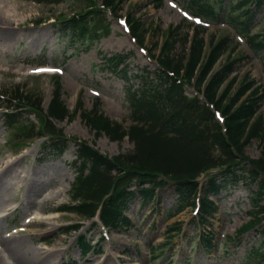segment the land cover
I'll list each match as a JSON object with an SVG mask.
<instances>
[{"label":"rangeland","instance_id":"374dc122","mask_svg":"<svg viewBox=\"0 0 264 264\" xmlns=\"http://www.w3.org/2000/svg\"><path fill=\"white\" fill-rule=\"evenodd\" d=\"M187 0H162L155 7L151 0L123 1L118 6V15L104 13L102 24L108 35L97 42L81 43L66 40L57 32V23L53 21L71 18L90 9L89 0H64L61 3L38 4L27 0H0L3 10L12 17L21 29L15 30L12 42L0 41V179L3 176L18 178L11 187V192L5 198L4 207H0V237L3 239L26 240L29 251L44 248L54 254H59L52 264H254L258 263L264 254V244L253 230L239 237V228L250 220V196L256 191L254 184L239 185L228 193H223L217 199L218 210L213 217L198 226L197 217L190 213L191 207L174 215L177 206L172 185L163 187L153 199L143 204L140 196L134 200L127 212L131 219L130 230H104L89 218H78L75 214L61 213L63 206H72L71 184L76 175L72 161L75 158V144L72 142L68 150L60 158L42 154L44 138H21L15 128H7L3 123L4 105L8 102L3 98L11 96L15 88L23 97L32 101L42 100L44 109L51 97L57 92L56 78L58 74L61 88L60 99L69 112L81 103L84 111H91L98 100L96 108L108 119L120 123L124 128L130 125V107L126 92L141 87L136 76H145V71L156 70V62L151 58L157 56L162 42L161 34L167 27L177 29L180 37L192 34L193 17L182 10ZM98 7L101 0H91ZM100 8V7H99ZM139 20L142 28L147 30L144 43L139 46L133 35L124 30L125 17ZM206 33L204 38L213 35L215 40L228 35L231 43L228 45V57L240 58L236 63L237 82L231 92H235L238 83L246 80L256 81V86L264 84V68L260 60L253 57L243 40L235 37L231 27L225 25H202ZM264 29V10L252 23L251 31L262 32ZM155 43L159 45L154 49ZM235 46V47H234ZM232 47L236 48L234 51ZM174 54L183 52L182 41L175 45ZM125 57L126 72L130 79L123 77V72L109 63L108 59ZM263 56V57H261ZM259 57V56H258ZM48 66L49 72H57L53 76L42 74L40 66ZM187 93L192 96L187 90ZM26 104V101H22ZM30 103L19 117L20 127L35 126V134L40 124L35 113L30 111ZM264 120V103L259 111ZM79 115V112H78ZM72 120L65 119L55 122L66 137L88 141L102 154L115 156L118 153L133 151V143L127 138L123 141H111L104 136L97 137L79 116ZM33 132V133H34ZM24 135V133H23ZM20 136V138H19ZM18 137V138H17ZM262 146L259 139H252L246 145L245 156L257 160L260 158ZM66 156H69L66 158ZM8 169V170H7ZM214 173V171L212 172ZM39 174V175H38ZM47 177L44 185L41 183L35 191H29L31 183L39 177ZM204 182V176L199 178ZM33 183V184H35ZM134 185L130 190H134ZM33 193V206L28 211L21 210L23 197ZM44 201V203H43ZM42 205V207H41ZM41 207V208H40ZM194 219H193V218ZM46 221L40 224L37 221ZM194 221V222H193ZM182 230H171L174 226ZM14 226L15 229L13 228ZM79 226L81 235L98 241V253H90L81 259L76 248V237L79 233L72 230ZM64 230L68 233H64ZM210 231L214 235L216 247L205 250L199 244V232ZM1 245V244H0ZM262 246V253L252 254V250ZM1 247V246H0ZM156 250L153 254L152 251ZM259 252V251H258ZM0 255L7 264H11L6 254L0 249ZM258 261V262H257ZM264 264V263H263Z\"/></svg>","mask_w":264,"mask_h":264},{"label":"trees","instance_id":"16d2710c","mask_svg":"<svg viewBox=\"0 0 264 264\" xmlns=\"http://www.w3.org/2000/svg\"><path fill=\"white\" fill-rule=\"evenodd\" d=\"M28 1L54 4L64 0ZM89 1L90 9L85 13L56 21L57 32L66 40L92 42L108 35L101 26V16L105 11ZM123 1L101 0V5L116 14ZM152 2L156 6L161 4V0ZM185 6L191 14L201 16L207 23H228L245 36L254 54L260 56L264 53V29L251 34L253 21L264 10V0H187ZM129 23L139 45H143L147 30L137 19H130ZM200 29L195 27L187 47L188 35L180 37L177 29L168 28L159 47L160 52L155 57L158 67L152 72L145 71L144 77L139 76L143 84L140 90L132 91L130 87L126 92L132 124L125 129L102 115L96 108L98 103L92 111L82 110L79 103L74 112L69 113L60 99L58 79L55 81L57 92L51 97L46 112L41 99L32 101L28 96L23 97L18 88L14 89L3 123L7 128L17 126L16 130L22 133L23 139L44 137L42 154L45 157L60 158L68 149L69 139L54 122L73 119L79 110L80 119L95 131L96 136L105 135L114 142H121L127 136L133 143V151L109 157L86 141L73 139L76 145V157L72 161L76 177L71 189L74 204L63 206L61 210L91 219L100 206L99 218L104 228L126 231L131 228V221L125 214L135 200V195L128 188L135 185L136 193L147 203L156 190L172 185L177 206L173 213L166 215L173 216L188 206L194 207L198 199L201 221L205 223L206 216H213L218 210L217 198L220 195L239 185L254 184L256 191H252L250 196L251 219L238 233L253 230L264 244V120L258 112L264 102V89L261 85L254 86L253 80H247L240 82L232 93L237 80L235 76L229 77L239 59L227 57L214 69L227 50L229 37L223 36L215 43L210 37L208 50L204 51L205 41ZM180 41L183 52L176 55L175 45ZM156 46L157 43L154 49ZM108 61L119 68L125 59L114 57ZM120 71L127 79L126 69ZM189 87L202 94L205 102H200L197 97L189 98L186 93ZM28 103L31 104L30 111L40 122L36 134L33 133L34 127L19 126V112L25 111ZM214 110L224 117L222 125L217 121ZM252 139H259L262 145L258 160L245 156L246 145ZM201 176H204L203 183L199 180ZM74 230L79 229L75 227ZM171 230L180 229L174 226ZM199 235V244L205 250L216 247L210 231ZM77 240L82 256L94 251L85 237L79 236ZM262 251V246H259L252 250V254ZM262 262L264 254L254 264Z\"/></svg>","mask_w":264,"mask_h":264},{"label":"bare ground","instance_id":"6f19581e","mask_svg":"<svg viewBox=\"0 0 264 264\" xmlns=\"http://www.w3.org/2000/svg\"><path fill=\"white\" fill-rule=\"evenodd\" d=\"M12 24H16L12 17H10L1 7L0 3V41L6 42L7 44L12 42V38L15 36V30L21 29V24L17 23L16 26H13ZM69 156H66L68 158ZM8 170V169H7ZM39 175V174H38ZM38 178L36 181L31 183L29 191H35L37 186L41 183L42 185L45 184L46 179L48 176ZM18 178H12L7 176H3L2 179H0V207H4V202L6 201L5 198L8 197V195L11 192V187L14 181H16ZM24 201H22L21 210L24 212L28 211V208L30 205L33 206V193H30L25 195L23 197ZM44 203V201H43ZM42 207V205H41ZM40 207V208H41ZM36 220H31L30 224L37 221L40 224L47 223L46 221H40L37 218ZM0 222V228H1ZM0 249L4 254H6V258L10 261L11 264H52L50 263L51 260H53L56 256L59 254H54L53 252H49L45 250L44 248H37L35 250H32V252L29 251V248H27L28 244L26 243V240L22 239L21 241L17 239H10L7 241V239H3L0 237ZM0 264H7L5 262V259L0 255Z\"/></svg>","mask_w":264,"mask_h":264},{"label":"snow or ice","instance_id":"6c2138e0","mask_svg":"<svg viewBox=\"0 0 264 264\" xmlns=\"http://www.w3.org/2000/svg\"><path fill=\"white\" fill-rule=\"evenodd\" d=\"M199 23V21H197ZM39 71H51V69H40Z\"/></svg>","mask_w":264,"mask_h":264}]
</instances>
